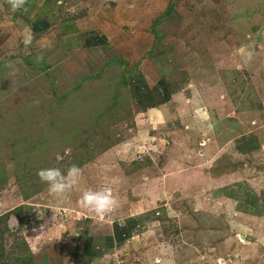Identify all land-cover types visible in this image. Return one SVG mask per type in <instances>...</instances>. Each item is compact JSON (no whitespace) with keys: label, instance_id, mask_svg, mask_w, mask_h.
Here are the masks:
<instances>
[{"label":"rangeland","instance_id":"374dc122","mask_svg":"<svg viewBox=\"0 0 264 264\" xmlns=\"http://www.w3.org/2000/svg\"><path fill=\"white\" fill-rule=\"evenodd\" d=\"M43 1L101 17L107 47L70 52L54 27L25 47ZM167 49L192 85L146 121L128 68L150 74ZM73 163L78 184L54 197L37 171ZM102 186L116 209L81 208ZM125 213L134 228L117 264H264V0L0 2V264H67L87 226Z\"/></svg>","mask_w":264,"mask_h":264},{"label":"crops","instance_id":"0c3cea01","mask_svg":"<svg viewBox=\"0 0 264 264\" xmlns=\"http://www.w3.org/2000/svg\"><path fill=\"white\" fill-rule=\"evenodd\" d=\"M0 2L2 3L3 0H0ZM43 2V7L46 8L45 12L24 25L26 34L31 32L34 37L37 36L36 38H38L54 27V29H60L61 32L65 33L63 34L64 38L61 46L70 52L79 49L103 50L107 47L110 33L106 27L100 28L98 21H102L101 17H97L91 10H78L69 15L64 14L60 10L61 7L55 8L53 6L54 9L49 11L48 7H52V3ZM56 3L60 4L59 1H56ZM45 4L48 6H45ZM65 25L70 27V31L67 30V33L63 27ZM99 30H102V32ZM165 52L166 54H164ZM165 52H159L158 55H153L154 57L146 60L149 66L148 70L149 68L152 69L150 74H147L148 71L141 72L137 65H131L132 67L128 68V72L130 71L127 76L129 96L134 102L136 101L141 105L142 109L139 112V117L143 116L144 118V115H146V121H150L148 118L150 111L153 112V118L158 117L160 119L162 113L158 114L159 109L157 110V108L168 103H176L175 97L184 96L182 94L184 90L192 85L189 80H186L185 69L182 68L180 58L171 53V49H167ZM178 99L177 103L182 100L181 98ZM187 100L184 103V108H188L192 103L191 97H187ZM130 217L129 213H125L118 222L99 218L98 226L91 223L87 226L84 236L73 243L74 250L69 256L67 264H111L110 262L117 264L118 257L115 254L118 246L124 247L127 242L131 241L127 238L124 239L125 234L134 228V221H127ZM125 224L126 226H124ZM153 258L152 256L149 261L151 262ZM111 259L113 261H110ZM156 261H159L158 264H167L168 262L167 259H157ZM209 264L216 263L213 260L209 261Z\"/></svg>","mask_w":264,"mask_h":264},{"label":"clouds","instance_id":"9594fccd","mask_svg":"<svg viewBox=\"0 0 264 264\" xmlns=\"http://www.w3.org/2000/svg\"><path fill=\"white\" fill-rule=\"evenodd\" d=\"M7 4L12 12H17L24 9L27 0H7ZM70 11H75V9H70ZM33 39V34L29 32L23 35L22 43L28 47L32 44ZM241 54L245 64L250 62L254 56V52L247 49H241ZM35 60L42 62L43 54H37ZM81 175L82 169L75 163L67 168L66 173L54 167L42 168L37 171L39 180L47 185L49 193L56 198H66L72 188L78 184ZM78 203L81 208L90 210L98 216H105L113 212L118 206V200L113 195L112 188L108 186H102L99 189H84ZM40 227L43 228V225Z\"/></svg>","mask_w":264,"mask_h":264},{"label":"trees","instance_id":"16d2710c","mask_svg":"<svg viewBox=\"0 0 264 264\" xmlns=\"http://www.w3.org/2000/svg\"><path fill=\"white\" fill-rule=\"evenodd\" d=\"M122 81H123V79H122Z\"/></svg>","mask_w":264,"mask_h":264}]
</instances>
